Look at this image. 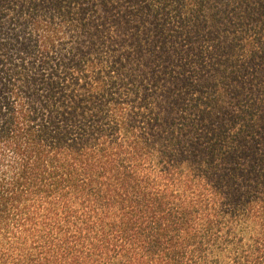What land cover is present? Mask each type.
I'll return each instance as SVG.
<instances>
[{"label": "trees", "instance_id": "1", "mask_svg": "<svg viewBox=\"0 0 264 264\" xmlns=\"http://www.w3.org/2000/svg\"><path fill=\"white\" fill-rule=\"evenodd\" d=\"M0 264H264V0H0Z\"/></svg>", "mask_w": 264, "mask_h": 264}]
</instances>
